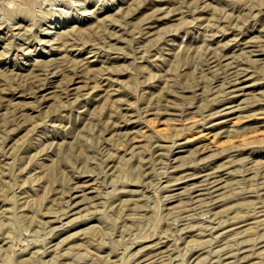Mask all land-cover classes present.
<instances>
[{"label": "rangeland", "instance_id": "1", "mask_svg": "<svg viewBox=\"0 0 264 264\" xmlns=\"http://www.w3.org/2000/svg\"><path fill=\"white\" fill-rule=\"evenodd\" d=\"M0 264H264V0H0Z\"/></svg>", "mask_w": 264, "mask_h": 264}, {"label": "bare ground", "instance_id": "2", "mask_svg": "<svg viewBox=\"0 0 264 264\" xmlns=\"http://www.w3.org/2000/svg\"><path fill=\"white\" fill-rule=\"evenodd\" d=\"M217 183V182H216Z\"/></svg>", "mask_w": 264, "mask_h": 264}]
</instances>
